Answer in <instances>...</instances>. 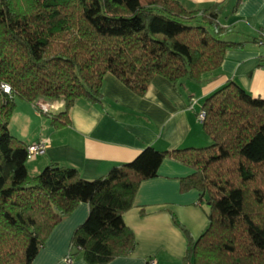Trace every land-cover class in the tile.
I'll list each match as a JSON object with an SVG mask.
<instances>
[{"label":"trees","instance_id":"trees-1","mask_svg":"<svg viewBox=\"0 0 264 264\" xmlns=\"http://www.w3.org/2000/svg\"><path fill=\"white\" fill-rule=\"evenodd\" d=\"M242 0H236V10ZM220 4L188 10L179 0H0V264H31L53 228L76 206H89L73 231L70 256L107 264L135 248L123 214L142 180L164 159L192 169L179 190L200 193L207 226L187 235L184 264H264V98L234 81L203 102V147H145L95 179L56 162L27 169V145L9 132L15 98L61 103L55 129L69 124L78 99L99 104L106 73L143 96L155 76L174 86L197 83L243 41L218 21Z\"/></svg>","mask_w":264,"mask_h":264},{"label":"crops","instance_id":"crops-1","mask_svg":"<svg viewBox=\"0 0 264 264\" xmlns=\"http://www.w3.org/2000/svg\"><path fill=\"white\" fill-rule=\"evenodd\" d=\"M188 10L220 4L218 21L233 29V41L241 47L226 51L221 65L203 75L197 83L183 79L178 86L155 76L143 96L129 90L115 76L103 77L102 102L90 104L78 99L70 108L69 124L55 129L51 118L41 114L34 103L15 102L9 132L26 145L47 139L43 154L27 160L30 174L39 173L51 162L73 166L81 177L95 179L115 166L133 160L145 147L172 150L203 147L210 139L198 112L204 99L228 81L236 82L253 97L264 98V45L257 42L264 30V0H179ZM25 102V101H24ZM57 103L56 113L61 109ZM192 169L175 160L164 159L157 175L141 181L133 206L123 214L133 231L135 248L107 264H184L187 235L175 220L197 238L208 220L200 193L180 192L179 180ZM89 206L79 203L51 231L31 264H87L81 255L65 262L70 254L74 229L88 216Z\"/></svg>","mask_w":264,"mask_h":264},{"label":"built area","instance_id":"built-area-1","mask_svg":"<svg viewBox=\"0 0 264 264\" xmlns=\"http://www.w3.org/2000/svg\"><path fill=\"white\" fill-rule=\"evenodd\" d=\"M257 42L261 45H264V30L259 32V35L257 37ZM0 88L3 93L10 94L11 92V87L7 83H1ZM34 106L40 113H52V110L57 109L58 107L57 103L55 102H45L42 100L35 101ZM203 117H204V111L200 110L198 112L199 120H202ZM48 145L49 143L47 139H41L37 142L28 144L27 145L28 157L31 158L32 156L43 154ZM64 260L65 262H71L72 257L70 256V254H68Z\"/></svg>","mask_w":264,"mask_h":264},{"label":"rangeland","instance_id":"rangeland-1","mask_svg":"<svg viewBox=\"0 0 264 264\" xmlns=\"http://www.w3.org/2000/svg\"><path fill=\"white\" fill-rule=\"evenodd\" d=\"M15 102H18V103H24V105H27V104H25L26 103V101L24 102V100H21L20 98H15Z\"/></svg>","mask_w":264,"mask_h":264}]
</instances>
